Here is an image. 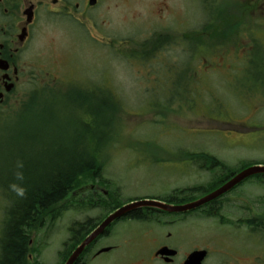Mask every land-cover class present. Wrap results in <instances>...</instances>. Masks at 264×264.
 <instances>
[{"label":"rangeland","instance_id":"1","mask_svg":"<svg viewBox=\"0 0 264 264\" xmlns=\"http://www.w3.org/2000/svg\"><path fill=\"white\" fill-rule=\"evenodd\" d=\"M201 1L207 6L213 0H102L99 8L88 13L86 29L68 19L45 25L38 36L43 72L38 77L40 85H34L55 82L64 88L55 87L53 95L67 93L51 107L47 103L52 102L30 100L37 93L27 91L23 103L0 113V237L8 208L4 195L16 188L24 163L32 167L46 155L79 147L75 132L81 125L76 121L86 116L80 108L94 114L87 120H96L98 127L95 147L100 148L104 168L101 182L107 183L98 186L109 187L119 204L134 199L163 200L182 185H197L203 193L221 170H209V162L206 168L190 163L183 159L186 154L211 155L229 167L241 163L264 166V29L251 24L255 17L249 12H241L238 3L242 0H221L231 11L220 7L218 12H207ZM213 17L215 22L207 23ZM96 21L99 32L87 30ZM235 23L239 26L229 34L228 27ZM208 24L207 31L200 32ZM177 29L180 34L174 33ZM91 34L102 39L94 40ZM155 34L163 38L155 41L159 38ZM245 36L248 39L243 43ZM234 37V42L229 41ZM176 57L181 60L182 74L166 71L165 66L175 63ZM69 86L74 89L68 90ZM37 90L43 96L49 94L46 89ZM116 104L122 109L113 121ZM42 120L52 123L42 127L45 131L68 124L72 144L67 140L62 145L52 131L47 138L52 146L37 147L35 132ZM102 120L113 121L107 143L109 134L101 131ZM84 133L81 149L89 147ZM240 191L253 203L248 216L254 215L258 202V224H264V182L249 180ZM85 195L70 198L68 209L63 204L54 207L51 216L56 218L46 219L37 232L30 231L29 235H36L28 248L35 253L33 264H60L69 228L103 213L102 208H81ZM237 215L246 212L232 214ZM214 222L217 219L206 220L200 230L213 227ZM215 228L217 232L211 235L216 243L227 245L225 234H220L223 229ZM240 231L245 234V227ZM244 242L245 247L250 241L242 238ZM45 245L41 252L39 246Z\"/></svg>","mask_w":264,"mask_h":264},{"label":"flooded vegetation","instance_id":"2","mask_svg":"<svg viewBox=\"0 0 264 264\" xmlns=\"http://www.w3.org/2000/svg\"><path fill=\"white\" fill-rule=\"evenodd\" d=\"M91 1L0 0V113L13 104L23 103L25 100L21 99L27 98V91L36 92L37 95L30 100L34 98L37 101L54 97L53 93L57 88H64L59 84L55 86V82L46 86L34 85H40L38 77L43 72L40 66L38 36L51 20L68 19L86 29L88 13L92 14L99 8L102 0H94L95 5ZM221 2L213 0L208 1L207 6L204 2L202 4L206 11H218L222 9L220 7H224L223 11L231 9L230 5ZM238 7L241 12H249L250 16L255 17L251 22L253 26L264 29V0H242ZM96 24L97 21L89 31L98 33ZM237 26L239 24L235 23L230 28L237 29ZM179 31L177 29L175 33L180 34ZM96 37L92 38L96 40ZM238 53L243 52L241 50ZM173 66L177 73H182L181 60L177 57L175 63L165 66L166 71L172 72ZM248 72L251 73V70ZM47 76L49 74L45 75ZM51 77L58 81L54 76ZM254 77L258 84L259 76ZM41 88L46 89L49 94L43 96L37 90ZM50 102L52 103L47 104L52 107L54 103L51 100ZM206 173L210 175V172ZM108 189L105 193L94 183H87L79 188L80 192L74 194L80 193L82 196L87 193V198L84 197L79 205L89 198L113 200V193ZM240 190L241 186H237L217 201L186 212L169 213L156 209H146L147 213L139 215L132 212L106 229L74 264H264V224H258V202L254 205V215L248 216L253 203ZM200 192L197 185H182L158 201L171 206L186 205L206 195L199 196ZM241 211L246 212V215H237L235 218L232 216ZM215 219L217 222H214L213 227L200 230V224L204 225L206 220ZM242 226L245 227V234L240 231ZM215 227L223 229L224 232L220 234H225L227 245L219 246L216 243V238L211 235L217 232ZM35 236L27 235L26 264H33L34 261L35 253L33 255L28 248L33 245ZM242 238L248 239L249 245L244 247L246 242L242 243ZM252 244L254 245L251 246ZM47 247L48 245L39 246V249L43 252Z\"/></svg>","mask_w":264,"mask_h":264},{"label":"trees","instance_id":"3","mask_svg":"<svg viewBox=\"0 0 264 264\" xmlns=\"http://www.w3.org/2000/svg\"><path fill=\"white\" fill-rule=\"evenodd\" d=\"M207 23H210V20ZM208 26L209 24L204 25L200 32L207 31ZM225 35L227 36V34ZM158 37L159 36H157V38ZM108 106H110L109 102ZM80 109H83V113H85L86 116L76 121V124L81 125L77 131L75 130L76 132L74 131L75 134L79 135V147L73 146L71 150L65 149L63 152L54 156L46 155L43 162L32 167H29L30 162L28 163L26 161L21 167L22 170H20V178L16 188L7 193V199L10 205L5 211L4 231L2 230L3 236L0 237V264H26L25 252L27 235L26 233L22 234L21 230L24 227H27L24 228V230L39 229L44 225L46 219L54 220L56 216H51V210L54 207L62 205L60 203L64 202L72 190H77L87 183L102 180L104 168L102 164H100L98 156L101 152L99 147H95L99 138L96 133L98 128H96L95 125L96 120H87L88 118L92 119L94 114L88 113V110L84 108ZM119 109H122L120 104H116V107H112L114 115L113 121ZM113 121L109 123L108 120H102L100 125L101 131L107 130L109 134L106 143L110 139ZM51 124V120H42V122L37 125L35 132L37 133V139L35 140L37 147L46 149V146L51 145L50 140H47V138H50L52 131L56 132L53 133L58 141H63L62 145L65 146L67 140L71 145V136L69 134L70 126L67 124L63 129H56V131L54 129L45 131L42 128ZM82 131H85L84 134L88 135L86 142L89 147L87 149H81L80 139ZM61 132H63V134H61ZM53 144H55V141ZM105 144H103L102 147H104ZM185 158L192 163L201 164V166L204 167L207 166L205 163L209 162L211 166L209 170H221L220 174L213 178V182H215L214 185L204 189L205 191L203 193L200 192L201 194L214 190L236 173L250 166L245 163H241L235 167L225 166L216 157L204 153L186 154L183 155V159ZM250 179H257L264 182V175L255 176ZM21 190L23 191V195L19 194ZM63 205L64 208L68 209L66 203ZM81 205V208L85 209L102 208L103 213L95 220L76 223L69 228V239L65 244L60 264L66 261L74 248L105 216L122 204H119L116 200L108 201L103 199L99 201L97 199H91L84 201ZM143 210H136L133 213L139 215L147 213L148 211H146V209ZM57 216L59 215L57 214Z\"/></svg>","mask_w":264,"mask_h":264},{"label":"water","instance_id":"4","mask_svg":"<svg viewBox=\"0 0 264 264\" xmlns=\"http://www.w3.org/2000/svg\"><path fill=\"white\" fill-rule=\"evenodd\" d=\"M95 2L94 0L91 1V4L93 5ZM255 175H264V166H252L249 167L242 172L238 173L237 175L233 176L229 181H227L222 187L217 189L215 192L211 193L210 195L193 202L188 205L184 206H168L159 202L155 201H138L132 204H127L113 213H111L108 217H106L80 244L79 246L72 252L70 257L67 259L65 264H74L76 260L79 258L81 253L84 251V249L89 246L96 238H98L100 235H102L114 221L124 217L125 215L129 214L130 212L141 209V208H153L158 209L166 212H185L188 210H192L195 208H198L220 196L227 193L231 189H233L235 186L243 182L244 180L255 176Z\"/></svg>","mask_w":264,"mask_h":264},{"label":"bare ground","instance_id":"5","mask_svg":"<svg viewBox=\"0 0 264 264\" xmlns=\"http://www.w3.org/2000/svg\"><path fill=\"white\" fill-rule=\"evenodd\" d=\"M255 54H256V52H255ZM171 69L174 71V70H176V68L173 66V67H171ZM43 100H45V101H49L50 102V100L51 101H53V102H55V101H58L59 100V98L57 97V96H54V97H49V98H47V97H45ZM76 101V100H75ZM100 155V154H99ZM98 155V156H99ZM101 181L102 180H98V181H96V182H93L94 184H100L101 183ZM102 183H104V184H106L107 185V183L106 182H102ZM234 189V188H233ZM233 189H231L229 192H231V191H233ZM75 190V189H74ZM74 190H72L71 192H70V195L64 200V202L63 203H60V204H64V203H66L67 202V199H70V198H72V196H73V193H75L76 192V190L74 191ZM5 194V193H4ZM3 194V195H4ZM7 194V193H6ZM5 194V195H6ZM4 195V198L6 199V201L8 202V207H9V205H10V203H9V200L7 199V196H5ZM77 195H80V193L79 194H77ZM84 197H86L87 198V196H84ZM86 200H91V198H89V199H86ZM113 200H118V198H114L113 197ZM218 199H215L214 201H217ZM135 202H138V200H136V199H134V200H128V201H126V203H129V204H132V203H135ZM106 217V216H105ZM104 217V218H105ZM40 224V223H39ZM42 227H44V225H42ZM42 227H40V228H42ZM24 228H27V227H24ZM24 228L21 230V233L23 234V233H26V235H29V233H30V231H32V230H28V229H25L24 230ZM39 229H35L34 231H38Z\"/></svg>","mask_w":264,"mask_h":264},{"label":"clouds","instance_id":"6","mask_svg":"<svg viewBox=\"0 0 264 264\" xmlns=\"http://www.w3.org/2000/svg\"><path fill=\"white\" fill-rule=\"evenodd\" d=\"M19 194H20V195H23V191L21 190V191L19 192Z\"/></svg>","mask_w":264,"mask_h":264}]
</instances>
